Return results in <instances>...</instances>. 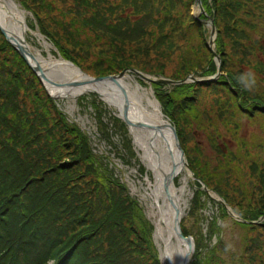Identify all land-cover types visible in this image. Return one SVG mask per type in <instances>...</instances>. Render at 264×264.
I'll use <instances>...</instances> for the list:
<instances>
[{
	"label": "trees",
	"instance_id": "16d2710c",
	"mask_svg": "<svg viewBox=\"0 0 264 264\" xmlns=\"http://www.w3.org/2000/svg\"><path fill=\"white\" fill-rule=\"evenodd\" d=\"M18 1L32 12L40 31L62 55L87 70L95 64V74L135 66L182 78L189 72L216 69L207 28L190 13L194 0ZM201 1L217 31L215 50L226 73L222 81L237 97L251 88L245 79L255 80V74L245 75L242 70L244 54H264V43L252 37L257 20L264 17V0ZM174 54L177 67L166 73V62ZM250 64L258 68L256 74L264 72V59ZM218 82L200 84L219 90ZM192 84L176 83L166 90L163 82L152 83L180 138L189 113L194 114ZM93 102L104 111L100 102ZM218 102L235 109L236 100L229 97ZM231 115L224 116L229 123ZM98 118L102 125L98 136L110 145L113 135L126 133L119 118L112 116L111 124L105 114L103 118L98 113ZM124 145L129 151L126 134ZM243 146L248 156L236 164L226 159L220 167L231 180L241 174L242 181L254 179L249 197L253 202L242 207L239 200L217 189L243 217L251 218L264 212V157L250 156L256 148ZM116 183L120 188L114 187ZM121 187L107 156L95 154L90 135L66 119L31 67L0 33V264H39L47 258H54L53 264H159L155 252L148 257L141 254L151 244L152 225L137 199Z\"/></svg>",
	"mask_w": 264,
	"mask_h": 264
},
{
	"label": "rangeland",
	"instance_id": "374dc122",
	"mask_svg": "<svg viewBox=\"0 0 264 264\" xmlns=\"http://www.w3.org/2000/svg\"><path fill=\"white\" fill-rule=\"evenodd\" d=\"M190 9H192L191 12L194 14L199 12L197 4H192ZM24 14L26 26L29 25L28 27L31 29V31L25 34L26 41L32 44L35 49H41L42 53L45 55L48 54V50L51 52L56 51L55 46L49 42L43 34H41V36L44 37L43 39L45 41L50 43L49 47H46V45L38 41V36L34 34V32L38 30L35 29L31 23L32 16L28 12ZM201 18L203 20L206 19L205 17ZM257 21L259 22L258 29L253 31L252 37L257 43H264V17L262 20ZM49 24L52 25L53 23L49 22ZM204 26L210 29L208 25L204 24ZM53 54L52 52V55ZM54 55L60 56L59 54ZM231 57L236 61L238 60L235 54L231 53ZM257 59H264V54L255 57L245 53L243 56L244 65L242 66V70L245 75L255 74V80L245 79V83L264 97V72H258L256 74L254 71H258V68H254V65L250 64ZM177 60L178 57L174 54L171 60L166 62V73H169L177 67ZM88 66H90V69H93L95 64H90ZM133 78L134 79L131 80L133 84L139 81L141 86H144L149 91L152 90L147 81L140 78L137 74H133ZM220 78L223 77L220 76ZM218 85L219 90H215L210 86L207 87L200 84L198 81H194L189 87L190 94L195 96L194 99H192L195 106V115L192 113L188 115V122L184 130V146L193 157L198 168L209 171V176H207L208 179H205V183L210 190L209 195H203V193H201L200 201L198 203L194 202L192 199L193 192L196 189H200V186L193 185V176L188 174L189 189L184 193V198H187V201L181 217V223L193 237L195 244L193 257L197 264H264V226L251 228L239 224L238 219L234 218L229 213H225L224 209L219 205V200L217 198L210 196L211 193L215 192L214 187L216 184L222 191L226 192L228 198L233 200L237 199L240 202V198H249L253 194V187H250V192L243 191L240 188L242 174L235 176L236 179L231 180L223 174L220 164L226 159L229 163L236 164L238 160L243 159L245 155H249V151L246 153L244 151L245 147L241 146L239 143L243 136H246V139L249 137L256 144H259L254 146L253 143H250L256 148L255 150H251L252 153L250 156L257 158L264 157V111H259V113L256 112L254 115L249 116L239 108L231 110H228L229 107L223 108L225 103H219L218 101L220 98L229 97L232 100H236L237 98L234 97L231 92H228L227 87L222 83L218 82ZM91 91L93 90L89 92ZM82 94H86V99L83 101V104L79 101V97ZM98 97L100 98L99 95ZM56 98L59 100L60 108L67 114L70 120L76 121L83 130L92 132L94 129L92 122L93 116L91 114V106L87 107L88 103L86 102L87 99L90 98L88 91L78 94L75 98L69 96H58ZM102 101L111 112L115 113V106H110L111 104L109 105L104 100ZM230 113H232L231 118L229 117L231 123L224 118L226 114L229 115ZM209 115L212 117V121L209 120ZM128 133L131 138L129 156L132 159H138L142 164L139 156L140 150L134 144L132 134L129 130ZM92 144L97 149L96 151L105 149L96 138L92 141ZM116 144L120 151L127 148L124 145V136L116 135ZM221 146H223L222 151L219 150ZM112 158L116 165V173L120 177H117V179L123 184L121 189L125 191L127 185L130 193L139 200L142 205L138 201L137 203L147 215L146 208L142 203L143 200L140 197V189L143 190L144 176L133 166L120 164L115 156H112ZM237 169H239V167ZM122 181H124L126 185ZM178 181H180V178H178L177 182ZM114 187L116 189L120 188L117 183ZM210 197L211 199L213 198L212 201L209 200ZM210 216L211 219L209 220ZM261 220H264V216ZM215 229H220V231H218L216 236L209 238V231ZM145 230L146 229H144V231ZM140 239L143 240V238ZM150 242L151 244H149L148 248L141 253L144 257H148L150 251L156 253L157 250L158 254L157 246L154 240H152V237H150ZM123 243L126 246L129 245L125 241H123Z\"/></svg>",
	"mask_w": 264,
	"mask_h": 264
},
{
	"label": "bare ground",
	"instance_id": "6f19581e",
	"mask_svg": "<svg viewBox=\"0 0 264 264\" xmlns=\"http://www.w3.org/2000/svg\"><path fill=\"white\" fill-rule=\"evenodd\" d=\"M15 3L14 0H0V22L7 33L23 38L26 48L33 54V57H29L31 62L39 63L47 74L59 80L56 82L62 83L61 85L46 83L49 92L57 96L75 97L83 91L94 89L107 102L113 104L118 112H120L123 104L127 102L129 116L133 119L152 124H160L165 120L158 102L151 96L149 90L137 84L133 85L131 82L133 77L129 74L118 77L123 90L109 79L69 85L70 79L85 80L86 76L79 72L69 61L61 57H54L50 52L45 55L41 49H35L26 41L25 34L31 29L26 24L21 25V14L24 11ZM34 34L38 36L40 43H43L46 47L49 46V43L39 35L38 31ZM65 82L68 83L65 84ZM130 130L135 144L140 150V158L147 170L140 197L145 202L146 213L154 225L153 235L158 247L161 264H178L187 246L173 231L174 207L164 190L163 182L166 174L170 172L174 164L175 176H179L180 181L179 184H175L174 177L171 178L169 193L174 202L180 204V199L186 200L184 193L189 189V170H184L185 167H183L179 152L172 143L169 126L161 127V131L154 136H151L147 129L141 126L132 125Z\"/></svg>",
	"mask_w": 264,
	"mask_h": 264
},
{
	"label": "water",
	"instance_id": "95a60500",
	"mask_svg": "<svg viewBox=\"0 0 264 264\" xmlns=\"http://www.w3.org/2000/svg\"><path fill=\"white\" fill-rule=\"evenodd\" d=\"M199 1V0H198ZM200 2V1H199ZM200 5V9L201 11H203V8L201 6V4L199 3ZM0 31L5 35L6 39L12 43L13 45L16 46V48L18 49V51L20 52V54L23 56V58L32 66V68L39 73V75L41 77H43L44 79L46 80H49V81H52L51 78H49L43 67L39 64V63H36L35 65H32L30 62H29V59H28V55H30L31 57H33V55L29 52V50L26 48V46L22 45L21 43L17 42L14 40V38L7 33V31H5V29L0 25ZM215 32V28H214V25L213 23L211 22V31H210V34H211V38H210V43H213V34ZM104 78H110L112 80H115L116 81V77L115 75L113 74H109V75H104V76H91L89 77L88 81H91V80H100V79H104ZM82 82V81H80ZM68 82H65V84H67ZM70 84L74 85V84H78L79 82L78 81H75V80H72L69 82ZM56 84H60V83H56ZM119 84V83H118ZM119 87L123 90V86L121 84H119ZM128 104L127 102H125L123 104V110H122V116L124 118V120L129 123V124H136V125H139V126H143L147 129H152L153 132L154 130H160V127H161V124H150L148 122H145V121H142V120H132L129 116H128ZM162 125H166V126H169L170 129H171V132H172V135H173V138L175 140V145L177 146V148L180 150L181 152V156H183V150L179 144V141H178V138H177V134H176V131H175V128L169 123H162ZM182 158V157H181ZM167 180H165V186H166V190H167ZM172 198H170L171 200ZM174 207H175V215H174V231L175 233L182 239H184L187 243V250L185 252L184 255L181 256L178 264H189V260H190V256H191V253L193 251V242H192V239L190 236H184L181 229H180V207L177 205V204H174Z\"/></svg>",
	"mask_w": 264,
	"mask_h": 264
}]
</instances>
